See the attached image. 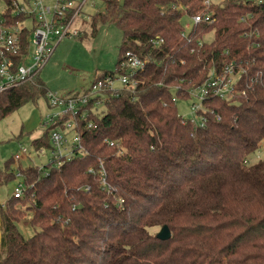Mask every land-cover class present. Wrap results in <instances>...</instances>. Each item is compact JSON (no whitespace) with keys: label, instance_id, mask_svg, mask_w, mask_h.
I'll list each match as a JSON object with an SVG mask.
<instances>
[{"label":"trees","instance_id":"obj_1","mask_svg":"<svg viewBox=\"0 0 264 264\" xmlns=\"http://www.w3.org/2000/svg\"><path fill=\"white\" fill-rule=\"evenodd\" d=\"M100 1L80 37L114 25L122 43L116 70L98 78L130 75L127 52L147 63L130 75L134 93L109 95L101 114L88 106L82 155L19 167L24 194L0 208V264H264V158L248 164L264 141V0ZM203 13L213 22L187 31L183 16ZM230 63L240 73L232 97L208 94L204 124L182 117L175 96ZM47 94L40 74L0 94V119ZM49 143L50 131L33 146ZM17 177L10 159L0 187ZM19 205L38 229L28 238ZM165 225L172 236L162 241L152 229Z\"/></svg>","mask_w":264,"mask_h":264},{"label":"built area","instance_id":"obj_2","mask_svg":"<svg viewBox=\"0 0 264 264\" xmlns=\"http://www.w3.org/2000/svg\"><path fill=\"white\" fill-rule=\"evenodd\" d=\"M89 1L54 0L53 5H47L46 0H0V94L32 81L48 63L60 41L80 34L79 24L90 17L84 10ZM91 3L95 6L93 2ZM203 5L209 7V1ZM213 20L210 13L196 14L191 17V22L187 26L212 23ZM162 42L160 39L155 41V44ZM146 63L138 56L127 52L120 62V67L127 70L131 76H135L144 70ZM239 74L235 64L230 63L222 74L212 72L208 80L197 89L191 90L190 94L199 90L198 97L201 102L208 94L230 98L234 85L240 78ZM130 75L117 77L109 75L101 79L97 77L93 85L82 95H69L64 99L48 95L51 105L62 109L46 122L50 127V142L53 145L49 165L58 167L64 161L75 157L76 153L83 154L82 138L78 130L83 127L82 121L88 114V106L92 104L91 109H97L109 100V95L125 88L134 93L138 80ZM116 81L121 84L120 88L115 87ZM173 100L176 101V97ZM195 107L200 108L196 105ZM200 121L204 124L205 119ZM85 127L91 129L93 124L87 123ZM68 130L74 132L71 140L67 138ZM26 153L28 149L23 148L15 155L14 160L20 161L22 154ZM102 174L105 175V172L102 171ZM24 190L23 183H19L13 196L21 198Z\"/></svg>","mask_w":264,"mask_h":264},{"label":"rangeland","instance_id":"obj_3","mask_svg":"<svg viewBox=\"0 0 264 264\" xmlns=\"http://www.w3.org/2000/svg\"><path fill=\"white\" fill-rule=\"evenodd\" d=\"M53 1L46 0V4L53 5ZM209 1L211 4L217 5L221 4L223 0ZM84 10L87 16L96 15L98 11L104 12L105 5L100 0H90ZM89 19L85 21L86 18L84 20L80 18L83 22L79 24V30L83 29ZM183 22L186 30H190L192 25L189 27L187 25L190 24L191 17L184 15ZM204 39L211 42L214 39V32L208 33ZM121 43L122 33L114 25L100 26L94 36L89 31L83 37H80L79 34L76 37H67L60 41L48 63L40 72V77L48 89L47 96L41 97L37 101H29L5 118L0 119V169L10 159H13L16 175L19 166L21 168L30 166L44 168L49 163L52 143L50 142L39 150L33 146V142L45 137L47 132L49 136L50 127L46 122L49 117L62 110L60 107L51 105L48 95L64 99L69 95L85 93L98 76L116 70ZM115 87L120 88L121 84L116 81ZM198 92L199 90L195 91L187 98L175 96L177 111L187 120L199 121L201 119V115L195 107V105L199 107L201 105ZM98 110L101 111L100 114L105 112V105L102 104ZM66 132H68L67 138L71 140L74 137V132L69 130ZM110 146H115V144H110ZM23 148L28 149V153L22 154L20 161H15V155ZM263 158L264 141L258 150L248 158V164H256ZM19 183H23V179L17 177L0 187V203H5L12 197ZM104 184L106 185L105 180ZM19 207L24 211V219L20 223L19 229L25 238L31 237L38 230L30 225L33 213L27 211L24 205H19ZM160 230L161 227H156L152 229V232L158 234Z\"/></svg>","mask_w":264,"mask_h":264},{"label":"water","instance_id":"obj_4","mask_svg":"<svg viewBox=\"0 0 264 264\" xmlns=\"http://www.w3.org/2000/svg\"><path fill=\"white\" fill-rule=\"evenodd\" d=\"M172 236L171 230L168 226H163L160 232L157 234V239L166 241L169 240Z\"/></svg>","mask_w":264,"mask_h":264},{"label":"crops","instance_id":"obj_5","mask_svg":"<svg viewBox=\"0 0 264 264\" xmlns=\"http://www.w3.org/2000/svg\"><path fill=\"white\" fill-rule=\"evenodd\" d=\"M98 12H101V11H98ZM20 167V166H19ZM19 167H18V170H19ZM20 174V173H19ZM18 174V175H19ZM19 178H21V176H19ZM14 194V193H13ZM5 206V203H0V208L1 207H4ZM0 241H1V219H0Z\"/></svg>","mask_w":264,"mask_h":264}]
</instances>
